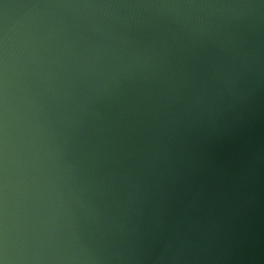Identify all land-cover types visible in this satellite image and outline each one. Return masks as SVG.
Instances as JSON below:
<instances>
[{"label": "water", "instance_id": "1", "mask_svg": "<svg viewBox=\"0 0 264 264\" xmlns=\"http://www.w3.org/2000/svg\"><path fill=\"white\" fill-rule=\"evenodd\" d=\"M0 264H264V0H0Z\"/></svg>", "mask_w": 264, "mask_h": 264}]
</instances>
